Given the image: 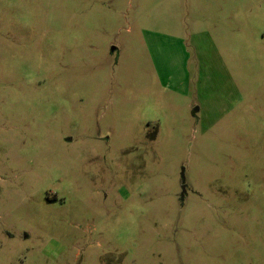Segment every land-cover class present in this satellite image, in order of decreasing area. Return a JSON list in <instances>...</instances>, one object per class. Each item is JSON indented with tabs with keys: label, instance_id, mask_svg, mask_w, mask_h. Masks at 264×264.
<instances>
[{
	"label": "rangeland",
	"instance_id": "374dc122",
	"mask_svg": "<svg viewBox=\"0 0 264 264\" xmlns=\"http://www.w3.org/2000/svg\"><path fill=\"white\" fill-rule=\"evenodd\" d=\"M0 264H264V0H0Z\"/></svg>",
	"mask_w": 264,
	"mask_h": 264
}]
</instances>
